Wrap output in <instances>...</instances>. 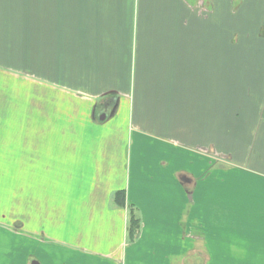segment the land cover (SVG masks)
Listing matches in <instances>:
<instances>
[{"label": "crops", "instance_id": "1", "mask_svg": "<svg viewBox=\"0 0 264 264\" xmlns=\"http://www.w3.org/2000/svg\"><path fill=\"white\" fill-rule=\"evenodd\" d=\"M17 116L25 162L76 170L33 175L28 212L64 222L4 227L21 264H264V0H0L5 137Z\"/></svg>", "mask_w": 264, "mask_h": 264}, {"label": "rangeland", "instance_id": "2", "mask_svg": "<svg viewBox=\"0 0 264 264\" xmlns=\"http://www.w3.org/2000/svg\"><path fill=\"white\" fill-rule=\"evenodd\" d=\"M29 94L30 98H37L35 85L29 84ZM18 96H20L19 92ZM13 97L14 100L12 101V107H19L21 104V100L15 98L17 97V95H13ZM32 102L33 104H31ZM28 106L35 107V101L30 100V105ZM11 119H13L14 121L12 136H10V132L8 134L9 136L7 137H5V132H0V264H21V261L19 258H17V255H19L22 250L21 246L25 248L27 244V242L24 241L19 243V235L17 238L14 237L10 242L9 236L6 235L5 229H3L4 227L6 228L7 226L9 230L15 233L17 232L18 234H21L22 232L27 233V230H29V232L33 231V233L30 232L31 235L35 237L37 236L36 234H39L41 237L45 236L47 238H45L44 240L49 239L50 243H52V239H54L55 237V233L52 234L53 231L58 230V228L54 227L51 223L53 220L52 218H50L51 222L48 220L44 222V224L48 223L46 228L37 230L36 228H31V226H28V224H32L34 226L41 225L43 223L44 216H47V213L44 211L43 207L41 208L40 214L35 210H33L32 212H28L31 210V208H37V188L32 189V185L30 183L33 182L34 184L36 182L35 180H32L33 175H48V181L47 179H45V181L42 183V186L44 185L46 188L53 186V175H76V170L75 172L73 170L72 173L65 172V170L64 172H62V169H64L63 165L54 164L51 158H49L51 160L49 163L37 164L25 162L26 159H28V155H30L31 153V148H20L19 143H17L18 145L15 144L17 141H19V138H15V135L19 136L20 131H14L15 129H17V127L18 129L20 127L15 125V120L19 121V116H17V119H15L14 117H11ZM12 143L13 145H10ZM35 151L36 148H33L34 156H36V154H34ZM80 162L83 163L84 159L82 158ZM84 166L85 165H79V173H77L78 175L83 174ZM53 169H55V173ZM23 180L25 182H23ZM131 213L133 212H130V214ZM59 216H62L61 212L53 211L47 217L56 218L57 223L59 221L64 222V218H59ZM39 217L41 218V220L37 222V218ZM9 226H11L12 228ZM21 229L23 231H20ZM66 230L67 232L69 231V229ZM28 240V246L31 247L30 243L35 241H32L29 238ZM37 243L39 252H42V254L46 257H50V259H52L53 261L52 253L56 254V252L53 250V245L42 244L40 242ZM79 244L81 245L83 243ZM61 245L62 248L68 247V245L64 243H61ZM63 252L64 255H62L65 257L67 255V250H63ZM69 257L71 258V255ZM113 258L93 254L89 251H87V253L78 252L75 257L71 259V264L75 263L76 261V264H125L123 258ZM68 261L66 264H68ZM61 262L62 261H60L59 258L56 257L55 264H61ZM208 262L209 261L206 260L196 261L192 259L188 261L189 264H208Z\"/></svg>", "mask_w": 264, "mask_h": 264}, {"label": "trees", "instance_id": "3", "mask_svg": "<svg viewBox=\"0 0 264 264\" xmlns=\"http://www.w3.org/2000/svg\"><path fill=\"white\" fill-rule=\"evenodd\" d=\"M116 201L119 205L125 206V192L124 191H118L116 193ZM139 228V219L134 215V213H131L130 223H129V231L131 235H134L136 231Z\"/></svg>", "mask_w": 264, "mask_h": 264}, {"label": "water", "instance_id": "4", "mask_svg": "<svg viewBox=\"0 0 264 264\" xmlns=\"http://www.w3.org/2000/svg\"><path fill=\"white\" fill-rule=\"evenodd\" d=\"M33 264H38V261L34 260V261H33Z\"/></svg>", "mask_w": 264, "mask_h": 264}]
</instances>
